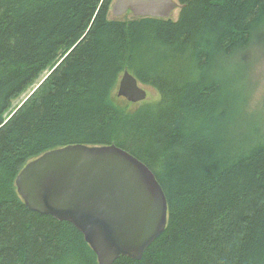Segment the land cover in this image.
I'll list each match as a JSON object with an SVG mask.
<instances>
[{
  "label": "trees",
  "instance_id": "16d2710c",
  "mask_svg": "<svg viewBox=\"0 0 264 264\" xmlns=\"http://www.w3.org/2000/svg\"><path fill=\"white\" fill-rule=\"evenodd\" d=\"M176 1L172 21L109 20L113 0H0V264H98L15 187L29 161L69 145L122 148L164 192V233L113 264H264V137L231 68L264 30V0ZM124 71L158 100L121 108Z\"/></svg>",
  "mask_w": 264,
  "mask_h": 264
},
{
  "label": "water",
  "instance_id": "95a60500",
  "mask_svg": "<svg viewBox=\"0 0 264 264\" xmlns=\"http://www.w3.org/2000/svg\"><path fill=\"white\" fill-rule=\"evenodd\" d=\"M172 0H115L114 13L168 18ZM41 84V83H40ZM116 96L131 104L146 100L137 79L124 71ZM24 205L71 224L98 264L120 257L140 260L165 231L167 201L152 171L115 145H69L29 161L15 178Z\"/></svg>",
  "mask_w": 264,
  "mask_h": 264
},
{
  "label": "rangeland",
  "instance_id": "374dc122",
  "mask_svg": "<svg viewBox=\"0 0 264 264\" xmlns=\"http://www.w3.org/2000/svg\"><path fill=\"white\" fill-rule=\"evenodd\" d=\"M174 3H177L176 0H172ZM115 4L113 0L111 6L109 7L108 19L109 20H130L135 18L134 15L128 11L114 13L112 6ZM179 6L176 4L175 9L169 12L168 19L175 21L179 15ZM138 18V17H137ZM167 19V18H166ZM259 32L256 33L254 40L244 51L242 55L236 61V64L232 65V70L238 72L237 78L240 80L243 78L242 90L244 93V109L250 113L255 119L258 120V133L264 137V30L258 36ZM258 36V37H257ZM48 71H44L38 80L31 86H29L25 91L19 94L17 97L12 99L11 108L5 114L4 118L7 117L10 113H13V110L21 106L25 102L35 89V87L43 82L47 78ZM241 83V84H242ZM141 87L146 91L147 97L146 100L137 104H131L124 100L123 98H118L116 96L117 87L114 91V98L119 101L121 108L132 110L140 105L147 103L152 104L156 102L159 98L157 91L148 86L140 84ZM10 116V115H9ZM259 118V119H258Z\"/></svg>",
  "mask_w": 264,
  "mask_h": 264
}]
</instances>
